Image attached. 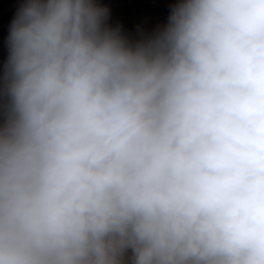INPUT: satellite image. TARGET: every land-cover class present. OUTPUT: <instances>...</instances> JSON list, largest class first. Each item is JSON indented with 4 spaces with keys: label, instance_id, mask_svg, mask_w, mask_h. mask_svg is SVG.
Masks as SVG:
<instances>
[{
    "label": "clouds",
    "instance_id": "clouds-1",
    "mask_svg": "<svg viewBox=\"0 0 264 264\" xmlns=\"http://www.w3.org/2000/svg\"><path fill=\"white\" fill-rule=\"evenodd\" d=\"M117 2L0 0V264H264V0Z\"/></svg>",
    "mask_w": 264,
    "mask_h": 264
},
{
    "label": "crops",
    "instance_id": "crops-1",
    "mask_svg": "<svg viewBox=\"0 0 264 264\" xmlns=\"http://www.w3.org/2000/svg\"><path fill=\"white\" fill-rule=\"evenodd\" d=\"M137 2H141V0H118L117 4L115 5L117 15L120 18L124 19L126 22L131 23L133 20L137 19V17L139 16V13L132 7V5ZM142 2L150 3L147 0H142ZM151 6L153 9H155V7L152 4ZM156 16H160V15L156 14V12L152 13L150 15L148 22L150 23L154 22Z\"/></svg>",
    "mask_w": 264,
    "mask_h": 264
},
{
    "label": "rangeland",
    "instance_id": "rangeland-1",
    "mask_svg": "<svg viewBox=\"0 0 264 264\" xmlns=\"http://www.w3.org/2000/svg\"><path fill=\"white\" fill-rule=\"evenodd\" d=\"M151 3V0H147ZM152 5L155 7V9H158V11L156 12V14L160 15L159 17L161 18V20L163 19V15H164V12H163V9L162 7H160L159 5L155 4V3H152Z\"/></svg>",
    "mask_w": 264,
    "mask_h": 264
}]
</instances>
